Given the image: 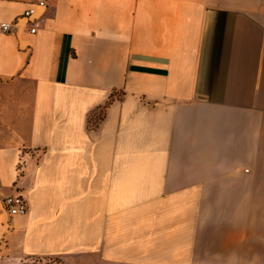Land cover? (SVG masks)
<instances>
[{"label":"crops","instance_id":"obj_1","mask_svg":"<svg viewBox=\"0 0 264 264\" xmlns=\"http://www.w3.org/2000/svg\"><path fill=\"white\" fill-rule=\"evenodd\" d=\"M32 2L0 0V264H264V0H49L36 33Z\"/></svg>","mask_w":264,"mask_h":264},{"label":"built area","instance_id":"obj_2","mask_svg":"<svg viewBox=\"0 0 264 264\" xmlns=\"http://www.w3.org/2000/svg\"><path fill=\"white\" fill-rule=\"evenodd\" d=\"M48 2L49 0H33V6L25 10L23 16L29 20L31 33H36L39 25L38 18L35 16V6L47 8ZM1 28L4 32H10L12 30V24L9 22H4L1 24ZM4 204L11 216L25 215L29 210L28 201L21 193L6 197L4 199Z\"/></svg>","mask_w":264,"mask_h":264},{"label":"rangeland","instance_id":"obj_3","mask_svg":"<svg viewBox=\"0 0 264 264\" xmlns=\"http://www.w3.org/2000/svg\"><path fill=\"white\" fill-rule=\"evenodd\" d=\"M58 263H60L58 260L48 258L46 260H36L33 263H29V264H58Z\"/></svg>","mask_w":264,"mask_h":264}]
</instances>
